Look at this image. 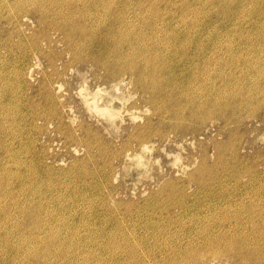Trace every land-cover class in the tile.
<instances>
[{
  "label": "rangeland",
  "instance_id": "1",
  "mask_svg": "<svg viewBox=\"0 0 264 264\" xmlns=\"http://www.w3.org/2000/svg\"><path fill=\"white\" fill-rule=\"evenodd\" d=\"M17 1L19 2V0H0V3L3 2L2 3L3 5L4 4L5 5H9V4L13 5V4H17L18 3ZM107 1L109 2L111 0H104L103 1V3L105 2V4H107V6L106 5L104 6L105 9H104V7H102L103 13H105V11H107L106 8L114 6V5H116L114 7H117L122 13L129 10V14H128V12H125L124 13L125 17H123V18L125 19L124 21L129 26L131 25L132 27H134V26L138 25L136 28V32H135V34L138 35V40L133 38L135 43H137V44H139L138 42L144 43L146 39L149 40L146 42H150L151 40L152 41L153 40H155V41L161 40L162 45H159V47L163 51H170L173 48H175L174 42H175L176 46H179V45L186 42V44L183 45L184 47L181 46L180 48H178V50L180 49L181 51H178V50L177 51L172 50L173 52L170 51L168 53V57L170 55H173V56H170V58L167 57V59H166V61L168 63L167 67L169 69L173 70L174 77L176 78V80L172 82L174 90H173V88L171 89V86H170L171 93L173 91V94L171 96H169L171 99L169 97H167L166 95H164V96L161 95L160 96L161 98H159V101L155 102L156 103L155 104L154 101H152L148 98V95H149L148 92H144L140 87H137L134 84H129L127 81L121 82L120 84H117L113 90H109L108 89L109 87H107L109 85L108 81L105 82V80L101 76L104 73L103 72L104 70L103 69L96 70L97 71V74H96V72H95L96 66H95L94 61H93V58L95 56L96 57L98 56V58H103L102 55H104L106 50H107L104 46L103 47L94 46L93 48H95V50L93 51V53H87V51L80 50L81 53L80 52L79 53L81 56L83 55L84 58L80 59V60H74L72 57V52L69 51L68 49H66L67 46H66V44H64L65 42L63 41L62 31H59V29H56L53 27H49L48 25H46L47 23H45V22H41L38 14L35 13V16L31 17L32 21L29 24H27V23L21 24L20 22H18V23H16V25H15V21L14 22H10V21L8 22L5 18H3V16H0V19H2V22H1L2 33L0 31V45H1V42H3L2 46H0V51H1L0 57H2V58H0V63H1L0 64V79H1L0 80V88H1L0 89V96H1V98H0V117L1 118L0 119L3 120L5 117L6 119H10V121H13V122H11L10 125H12L14 123L13 127L14 128L17 127L18 131H20V134L22 135L21 141L15 140V142H13V143H11L12 141L9 138L8 139V142H10L9 145L13 146L15 144L14 145L15 150H17L19 148L17 150V153L18 154L20 153L19 154L20 156L29 160L28 162H31V158H35L36 162L35 163L32 162V163L36 166L35 171H37V174L35 172V178H36L35 179L36 180L35 181V189H36L37 194H35V201L33 203L39 204V205L42 204L43 212L48 207L52 208V206H53V208H60L62 210L64 208L67 209V208L78 207V205H84L85 207H88L91 210V211L89 210V214L92 217L86 218L85 221H87L88 224H85V225L88 226V228H89V229L87 228L88 231H91L93 233V234L91 233V235H95V234H102L103 235V234H106L105 233L106 230H107V234H109V233L111 234L112 232H109L111 230L118 233L119 238L117 237V239H118V241L119 240L120 241L118 243L119 246H117V248L120 251L117 249L118 252L115 254L117 256H115L114 257L115 259H112L108 264H130V261H128V260L135 261L136 262L135 264H168L169 262H170V264H177L176 262L182 261L183 259L184 260L181 262L182 264H210V263L211 264H238V263L239 264H252V263L253 264H264V241H262V240H264V217H263L264 216V189H263L264 188V93H263L264 92V56H263L264 55V0H247V1L246 0H235V1L234 0H231V1L230 0H219V2H217L218 0H209V1L208 0H204V1L200 0L201 2L198 0H169V1L168 0H143V1L142 0H130V1L129 0H120V2H118L119 0H117V1L113 2L114 1L113 0L112 5H110V6H109V3H106ZM171 1L173 3L175 2L176 4L177 3L178 4L177 5L175 3L173 4ZM184 1H186V2H184ZM249 1L250 2L252 1V3H250ZM161 2H162V4H161ZM221 2H223V3H221ZM123 3H125L126 5H123ZM211 3H213V4H211ZM160 4H161V6H160ZM246 4L249 6H247ZM210 5L214 6V7H211ZM218 5H222V6L218 7ZM186 6H188L189 9ZM226 6H227V9H226ZM232 6H233V8H231ZM1 7L2 6H0V10H2ZM147 7H149V8H147ZM190 7L192 8V10ZM248 7H250V9ZM140 8H141V10H140ZM242 8L245 9V10H243V12L241 10ZM137 9H139V10H137ZM165 9H166V11H165ZM170 9H171V11H170ZM182 9H184V10H182ZM219 9H221L222 11H220ZM150 10H151V12H149ZM168 10H169V12H168ZM190 10H191V12H190ZM187 11H189V12H187ZM196 11L199 13V15L201 13L202 14L199 16ZM236 11H238V12H236ZM245 11L247 12V15H245L246 17L244 15H242V14H245ZM138 12L140 14H138ZM147 12H149V13H147ZM215 12L217 14H220V15H217ZM7 13H8V11L5 10L4 14H7ZM49 13H50V11H49ZM108 13H105V17ZM136 13H137V15H135ZM187 13H189V14L187 15ZM156 14H159V16ZM181 15H184V16L186 15L185 17L188 20L189 19L192 20L193 18L199 17V20H201L202 25L200 26L199 31L197 33L181 32V34H178L175 36L172 35L171 37H172L173 41L174 40L175 41L170 43L169 41H167V38L165 37L166 33H167L165 31V29H167V27L163 26V19H164V21L167 20L165 22H167L169 24L175 17L181 18L182 17ZM138 16H139V19H138ZM150 16H152V17H150ZM157 16H158V18H157ZM255 17H256V19H255ZM142 18H143V20H142ZM246 18H248V19H246ZM144 19H148V20H144ZM168 19H169V21H168ZM3 20H5V21H3ZM155 20L157 23L155 22ZM237 20H239V22H241V23H239ZM244 20L247 22H244ZM151 21H153V22H151ZM158 23H159V25H158ZM216 23H218V24H216ZM242 23H243V25H242ZM34 24L36 26H34ZM139 24H141V25H139ZM153 25H155L156 28L158 27L157 28L158 30L154 35H150L149 32H151V30H153V28H152ZM237 25H238L239 29H237ZM144 27L146 29H144ZM170 27H172V25L170 26V24H169L168 28H170ZM19 28H22L21 31L24 33L23 39L25 42L29 41V39H27V38H29L30 35L33 34V32H35V34H38V35H35V38L40 42V45H38L37 47L35 46V48L32 49L33 51L30 50L25 56H23L22 53H20L22 50H20L16 46H11L10 44L7 43L8 41L6 42L4 40V39H6V37H7L6 35H8V34H11V35L13 34L12 35L13 39L15 41H16V39L18 40L20 38V35L18 34ZM15 30H17V31H15ZM55 30L57 32H55ZM141 31L144 33H142ZM60 32H61V34H60ZM253 33H254V35H253ZM25 34H27V35H25ZM228 34L230 35V37ZM136 35H134V36H136ZM241 35L243 38H241ZM140 37L145 38V40L144 39L142 40ZM1 38H3V39H1ZM188 38L194 39V40L193 41L188 40V42H187ZM197 40H199V41H197ZM227 40L229 43L227 42ZM247 40H248V42H247ZM163 41H165V43H163ZM215 41H216V43H215ZM222 41H224L225 43ZM231 41H233V42H231ZM169 43H170V45H168ZM252 43H253V45H251ZM228 44L229 45L232 44L231 47L228 46ZM199 46H201V47H199ZM226 46H228V47H226ZM8 47H10V48H8ZM44 47L46 49H44ZM163 47L165 49L168 48V50L167 49L165 50ZM184 48L187 52L184 50ZM11 49L13 51H11ZM89 49H91V48H89ZM214 50L216 51V53ZM82 51H84V52H82ZM206 51H208V52L206 53ZM211 51H212V53H211ZM102 52H104V53H102ZM86 54H87V56H85ZM211 54H213V55H211ZM29 55H30V57H29ZM35 55H36V57H35ZM50 55H51L52 59L54 58L53 62L50 61V59H51ZM222 55H223V57H222ZM3 56H4V58H3ZM67 56H69V57H67ZM176 57H177V59H176ZM224 57H225V59H224ZM250 57L252 58V60ZM183 58H185V59H183ZM209 58H210V60H209ZM218 58H220V59H218ZM238 58H240V59H238ZM214 59H216V60H214ZM231 59H232V61H230ZM169 60H170V62H168ZM220 60H222V61H220ZM3 61H5V62H3ZM197 62H199V63H197ZM200 62H202V63H200ZM243 62H247V63H243ZM187 63H188V65H187ZM204 63H206V64H204ZM169 64H171V65H169ZM237 64H238V66H237ZM175 65H177V66H175ZM180 65H181V67H178ZM64 66H65V68H64ZM188 66H190V67H188ZM208 66H210V67H208ZM247 66H249L250 68ZM66 67H69V68H66ZM182 67H183V69H182ZM225 67H228V68H225ZM16 68H17V70H16ZM32 68L34 71L33 70L30 71V69H32ZM175 69H176V71H174ZM18 70H19V72H18ZM213 71L216 73H214ZM260 71H262V73ZM227 75H229V76H227ZM242 75H243V78H242ZM244 75H246L245 78H244ZM223 77L225 78L224 80H223ZM234 77H236V78H234ZM24 78L27 79V82ZM188 78H189V80H188ZM215 78H216V80H215ZM241 78L244 80H242ZM4 79H5V81H4ZM13 79H15V80H13ZM17 79H18V81H17ZM127 79H128V77H127ZM251 79L253 82L251 81ZM212 80H215V81H212ZM241 81L244 82V84ZM23 82H25V83H23ZM226 82H227V84H226ZM12 83H14V84H12ZM174 83H176V84L174 85ZM7 85L8 86L10 85V86L7 87ZM218 85L221 87H219ZM245 85H247L246 86L247 88L245 87ZM16 87H18V88H16ZM222 87H225L226 90H225V88L223 89ZM254 87H255V89H254ZM22 88H24L25 90ZM27 88H29L28 91H27ZM261 89L263 92L261 91ZM8 90H12V91H8ZM18 90L21 93L18 92ZM208 90H209V92H208ZM220 90H223V94H221L222 97L220 96V99H219L221 101H217V104H216V102H213V101H216V96H218L217 94H219V93H217V91L219 92ZM242 90H244V91H242ZM184 91H185V93H184ZM164 92L167 93V91H164ZM253 93H255L257 96L256 101L254 103H256L258 105V107L256 106L255 108H253L252 111L248 107H244L245 111L243 110L241 113L242 115L243 114L244 115L243 116L241 115V117H236V119L235 118L231 119V120H229L230 122L227 121L224 117L223 118L221 117V115H222L221 112H223L222 110L227 111L226 114H231V112H233L232 111V104H230L231 101L236 99L233 96L239 95V94L249 96V95H252ZM24 94H26V95H24ZM48 96H49V98H48ZM200 96H204V97L201 98ZM230 97H233V98H230ZM162 98H163V100H162ZM160 99H161V101H160ZM200 99H201V102H200ZM262 99H263V101H262ZM198 101H199V103H198ZM205 101H207V103ZM257 101H259V103ZM15 102H16V104H14ZM212 102L214 104H212ZM202 103H203V105L201 106ZM260 103L262 104V107H261ZM194 105H196V106H194ZM227 105H228V107H227ZM157 106L159 107V110H157L158 109ZM58 107H59V110H57ZM219 107L221 109H218ZM24 108L27 110H25ZM251 108H252V106H251ZM258 108H259V110H258ZM162 109H164V110H162ZM212 109H213V111H212ZM254 109H256V110L254 111ZM161 110H162V114L159 113V112H161ZM174 110L175 111L178 110L180 113L176 114V112ZM260 110H261V112H259ZM54 111H59L60 114L64 115V121H66L69 124L68 126H66L67 128H64V127L62 129L59 128L58 124L62 120L58 117L57 114H55ZM192 111H194L196 113L193 116H192ZM199 111H200V113H199ZM155 112H157V113H155ZM173 112H175L176 116H175V114L173 115ZM5 113H8L9 116L7 117V114H5ZM26 113L27 114L29 113L30 115L29 114L26 115ZM65 113L68 117L65 115ZM158 113L161 115H159ZM181 113H182V116H181ZM211 113H213V114H211ZM218 113L219 114L221 113V114L219 115ZM19 114H20V116H19ZM217 115H219V116H217ZM188 116H190L191 118ZM208 116L209 117L211 116V117L209 118ZM30 117H31V119H29ZM147 117L150 119V124L147 123V121H148ZM203 118H205L206 120ZM240 118H241V120H240ZM207 119H209V120H207ZM24 120L26 121V123H24ZM27 120H29V121H27ZM198 120H199V122H198ZM15 121H16V123H15ZM167 121L171 122V124L168 123ZM182 121L184 124L182 123V125H181ZM21 122H23V123H21ZM72 123H73V125H72ZM64 124H66V123L64 122ZM10 125L9 126L6 125L4 128L7 130L10 129V131H12ZM195 125H196V127H195ZM148 126H149V128H148ZM228 126H230V127H228ZM70 129H73V130H71L74 132L73 136H71L69 134ZM147 129L151 130V134L148 137V143H147L150 146L144 150H143V148L139 150V147H138L137 148L138 151H135V152H138L136 157H135V155H133V156L131 155V157L126 156L127 152L133 151V149L138 146L137 140H135L132 137L137 136L141 131L147 130ZM23 135H24V137H23ZM27 135H29V136H27ZM8 136H10V134ZM82 136H84L87 140H91L92 145L94 144V146H91V148H90L87 141L81 139ZM131 138H132V142H133V145L131 146L132 148L131 147L129 148L127 146L125 147L124 144H126V140L131 139ZM24 140H26V141H24ZM80 141H82L83 144H81ZM32 142H34L35 144ZM193 142H194V144H193ZM25 143H26V145H25ZM107 144L110 147H113L114 149L116 148L115 150H117V152H118V156L116 158L112 159V163H109L110 160H108L107 162L103 161L104 159L100 158V156L98 155V153H100V151H101V147L104 148ZM37 146H38V148H37ZM21 147L23 150L21 149ZM24 147H26L27 149L26 148L24 149ZM126 148H129V149H126ZM29 149H32V150H30L32 153L30 151H28ZM0 150H1L0 151L1 155H4L3 150L2 149H0ZM75 151H76V153H74ZM35 153H37V154H35ZM27 154H29V155H27ZM38 154H39V157L37 156ZM204 154H205V156H207L206 157V163L208 165L214 166V167L215 166L219 167V171H218L219 176L214 177V179H216V180L215 181L213 180L214 182H212L213 184L211 183L209 189H200L197 191L196 190L197 182L195 180H190L188 176L190 175L189 173L192 172V170H194L196 167H198L201 164L202 157ZM221 155H222V157H221ZM27 157H29L30 159ZM94 159H95V161H94ZM5 161L8 163L9 159L6 158ZM196 161H197V163H196ZM12 162H13V159H12ZM71 164H74V165H71ZM104 164L106 167L104 166ZM43 165L47 166V167H44ZM5 166H4V169H5ZM78 166H80V167H78ZM104 167H105V169H104ZM38 170H39V172H38ZM29 171H31V170L27 169V168H23L21 170L22 173L23 172L28 173ZM43 171H46V172H43ZM51 171H53V172H51ZM47 172L48 173L51 172V173L48 174ZM242 172H243V175L240 176L242 174ZM95 173H96V175H95ZM67 174H69V175H67ZM81 174H83V175H81ZM9 176H10V178H7L8 176L4 174L5 178L4 177L2 178V179H4V185H6V183L9 181L14 180L13 178L15 177V175L14 176L9 175ZM73 176L75 179L73 178ZM223 179H225V180H223ZM72 180H73V182H72ZM88 181H90V182L95 181L92 183L95 184L94 187H96V188H91L89 186H85L87 184L86 182H88ZM63 182H64V184H63ZM98 182H99V184H98ZM238 182H239V184H238ZM74 183L75 184L77 183V184L75 185ZM261 183H263V184H261ZM51 184H53V185L51 186ZM70 184H71V186H70ZM102 184H103V186H101ZM104 184H106V185H104ZM39 186H41V187H39ZM65 186H67V187H65ZM221 186L222 187L224 186V187L222 188ZM235 186H236V188H235ZM48 187H50V188H48ZM87 187H88V189H87ZM42 188L44 191L42 190ZM90 188L93 190H91ZM50 189L56 190L55 192L60 193L59 197H55V198H57V201L55 199H53V197H51V192H50L51 190ZM227 189H228V191H227ZM256 189L258 192L256 191ZM88 190H90V191H88ZM84 191L85 192L87 191V192L85 193ZM93 191H94V193H93ZM259 191H261V192H259ZM100 192H102V193H100ZM41 193L47 194V197L44 198ZM255 193H256V195H255ZM258 194H259V196H258ZM81 197H85L87 200H83ZM231 197H232V199L235 198L232 202L233 204L229 200V199H231ZM242 197H244V199ZM70 198L71 199L73 198V199L71 200ZM183 198H185V200ZM186 198H188V199H186ZM260 198H261V200H260ZM23 199H25V200H23ZM27 199L28 198H24V196H23L20 200H18V203L22 204V201H23V203L25 205V203H27ZM46 199L47 200L50 199L49 202ZM170 199H172V200H170ZM79 200H80L81 204H77V203H79ZM206 200H210V201L214 200V201H212L213 205L212 204L206 205V203H207ZM224 200H225V202H224ZM7 201H8V203H7ZM7 201H5L4 203H5V205L8 204L9 207L12 205L16 206V204H17V203L15 204V202H13L12 199H10V198H8ZM89 201L91 202L92 205L89 204L90 203ZM149 201H150V203H149ZM177 201L187 204V206H186L187 209L182 210L181 219H184V218L188 219V220H186L187 223H185L186 222L185 221V222H183V224H185V226L188 224L189 229H187V230H189L190 232L195 230L194 233L197 235L195 237H190V236H187V233H186V236L183 238L180 237V239H178L179 237H177V238L171 237L168 241H167V239L163 238V236L160 235L159 237H161V238L155 239L152 237V239H153L152 240L151 239L152 234L150 237L148 235V233H150L149 231H152V229L157 230L160 228H164L163 234H164V236H167V230H166L167 228L164 226V221H162L163 219H161L160 215L161 214L166 215V213H167L166 212L167 207H165V204L169 205L170 208L173 209V207H175L174 203H176ZM250 201H252V202H250ZM260 201H261L262 205L256 204V202H260ZM223 202H224V206H223ZM237 202H239V203H237ZM9 203H11V204H9ZM46 203H48V204H46ZM61 203H63V204H61ZM189 203H190V205L188 206ZM230 203L232 205H230ZM30 204H32V203H30ZM202 204L205 206H203ZM227 204H228V206H227ZM239 204H240V206H239ZM68 205H70V206H68ZM250 205H253V212L254 213H252L251 215L250 214L247 215V211L245 210V208L247 206H250ZM131 207H132V209H131ZM224 207H226V208L224 209ZM262 207H263V209H262ZM97 208H99V210ZM227 208H228V210H227ZM238 209H239V212H238ZM228 211L230 213H232V216H231L232 219L230 220L232 223L230 225V222L228 220H226V224H228V225H226V227H223V228H225V229L229 228L227 231H229V230L230 231L225 233V235H228V234L234 235L235 238L237 239L236 242L231 244V246H229V247L231 249L233 248L232 249V251H233V250H236L237 247H239V246H242L243 249H246V250L248 248H252L250 246H256L255 249H256V251H258L256 253V255L255 254H249L252 256L248 255L249 256L248 259H245V258H239L237 256H235V257L229 256L228 253L227 254L225 253L226 251H224L222 254H220V252L222 251L221 244L218 245L216 243V241L212 242L213 244L210 241H207L208 240L207 236L211 235V234L210 233H203V231H204L203 229L207 228V226H205V225L213 223L212 219L217 220L219 218L222 220V218L224 217L223 214H225ZM102 212H103V214H102ZM198 212L201 213L200 215H204V214L212 215V217L211 216L209 217L210 218L209 220H211V221L209 222V220L204 219L205 221L204 220H202L200 222L197 221V222H194V224H192L193 222L191 220L189 221V218H191L192 215H193V217L198 216V215H194V214H198ZM214 213L216 216L217 215L218 216L213 217ZM217 213H219V214H217ZM261 213H262V216H260ZM221 215H222V217H221ZM240 216H242L241 217L242 221L244 220L243 224L244 223L245 224L242 227L237 228L235 225V218L236 217L240 218ZM248 216L251 217L252 219L249 218ZM77 218H75V219L78 220ZM177 219H180V218L177 216ZM105 220H107V222H105ZM149 220H150L151 224L149 223ZM100 223H101V225H100ZM183 224L177 226L179 231H181L180 229H183L182 228ZM203 224H204V226H200ZM250 224H251V226H249ZM99 225H100V227H99ZM233 226H234V228H232ZM152 227H154V228H152ZM214 227L216 230L222 229V227L220 228V225H217ZM247 227H248V229H247ZM103 228H104V230H103ZM121 228H123V229L121 230ZM147 228H150V230H148ZM244 228H246V229H244ZM199 229H201L202 231L200 230V232H198ZM241 230H243V231H241ZM94 231H95V233H94ZM133 231H135V232H133ZM224 232H226V231H224ZM241 232H243V233L246 232V233L243 234ZM252 232L255 234L253 235ZM188 234H190V233L188 232ZM205 234H207V236ZM122 235H124V236H122ZM128 235H132V237L127 239ZM125 236H126V238H125ZM135 236H137V237H135ZM238 236H240V237H238ZM260 236H261V238H260ZM197 238H199V239H197ZM242 239L244 242L242 241ZM141 241H142V243H140ZM154 243H156V244H154ZM230 243L231 242H229L228 244H230ZM129 244H130V246L132 244V247H134L135 252L129 251L130 253H127L124 250V248H122V247H125L126 245L128 247ZM136 244H137V246H136ZM138 244H140V246ZM144 244H146V245H144ZM143 245H144V247H143ZM176 247H178V248H176ZM220 247H221V249L219 252ZM186 248L190 249V251L192 250L191 252H189L190 253L189 255L188 254L185 255V253H183L184 249H186ZM216 248H218V249L214 251L213 249H216ZM180 249H182V251ZM122 251H124V252H122ZM173 251H174V254H172ZM144 252H145V254H143ZM147 252H148V255H147ZM150 252H151V254H150ZM209 252H211V253H209ZM214 253H215V256H214ZM217 253H219L220 255H218ZM202 254L204 255L205 258L202 257L203 256ZM12 255H14V253ZM12 255H10L9 258H11ZM172 255H173V257H172ZM192 255H194L195 257ZM222 255H224L222 257L223 259L221 258ZM218 256H219V258H217ZM191 257H193L194 260ZM123 258H125V259H123ZM164 258H165V260H164ZM99 259H101V257H99L98 259H94L92 264H97L96 260H99ZM104 259L105 260L107 259L106 255L104 256ZM104 259L101 260L102 263L99 262L98 264H106V263H104L105 262ZM190 259H192V260H190ZM36 261H35V264H36Z\"/></svg>",
  "mask_w": 264,
  "mask_h": 264
},
{
  "label": "bare ground",
  "instance_id": "2",
  "mask_svg": "<svg viewBox=\"0 0 264 264\" xmlns=\"http://www.w3.org/2000/svg\"><path fill=\"white\" fill-rule=\"evenodd\" d=\"M104 0H19V2L17 4H13V5H3L1 2L0 6H2V10H0V16H3V18H5L8 22H14L15 21V25L16 23L20 22L21 24L23 23H27L29 24L32 19V16H35V13L39 15V19L41 22H45L47 23L46 25H48L49 27H53L56 29H59V31H62L63 33V41L65 42L64 44H66L67 48L69 51L72 52V57L74 60H80L83 59V55H80V50H84L87 51V53H93V51L95 50V48H93L94 46H98V47H105L107 50L105 52L103 56V58H98V56L93 58L94 64H95V72L97 74L96 70L99 69H103L104 73L101 75L103 77V79L105 80V82L108 81V89L109 90H113L114 87L117 84H120L121 82H125L127 81L129 84H134L137 87H140L144 92H148V98L152 101L158 102L159 98H161V95H166L167 97L171 96L173 94V91L171 93V89L173 88V84L172 82L176 80V78L174 77V72L173 70L169 69L167 67V57H168V53L172 50H178V48H180L181 46H183L185 43L176 46L175 45V40L173 41L172 39V35H178L181 34V32H191V33H197L199 31L200 26L202 25L201 20H199L198 18H193L192 20H188L184 15H181L182 17L177 18L175 17L169 24L170 26L172 25V27H169V24L163 19V26L167 27V29H165L166 33V38L167 41H169L170 43L174 42V46L175 48H173L170 51H163L159 45H162V41L161 40H151L150 42H146L149 41L148 39L145 40V38H141L142 40L144 39L145 42L144 43H140L139 44L135 43V41L133 40L136 39L138 40V35L135 34L136 32V28L137 26L132 27L131 25L129 26L124 20L123 17H125L124 13L128 12L129 14V10L128 11H123L124 13H122L117 7L111 6L106 8L107 11H105V13H108L105 17V13H103V8L105 5L107 6V4H105V2L103 3ZM112 1H107L106 3H109V6L112 5ZM117 0H114L113 2H115ZM130 1V0H129ZM143 1V0H142ZM169 1V0H168ZM200 1V0H198ZM204 1V0H203ZM209 1V0H208ZM231 1V0H230ZM235 1V0H234ZM247 1V0H246ZM16 2V1H15ZM14 2V3H15ZM120 2V0L118 1ZM133 2V1H132ZM172 2V1H171ZM177 2V1H176ZM186 2V1H184ZM197 2V1H196ZM201 2V1H200ZM219 2V0L217 1ZM229 2V1H228ZM250 2V1H249ZM254 2V1H253ZM262 2V1H261ZM7 3V2H6ZM127 3V2H126ZM151 3V2H150ZM173 3V2H172ZM175 3V2H174ZM173 3V4H174ZM223 3V2H221ZM237 3V2H236ZM235 3V4H236ZM252 3V1L250 2ZM121 4V3H120ZM119 4V5H120ZM152 4V3H151ZM162 4V2H161ZM160 4V6H161ZM176 4V3H175ZM178 4V3H177ZM176 4V5H177ZM181 4V3H180ZM197 4V3H196ZM213 4V3H211ZM261 4V3H260ZM123 5H126L125 3H123ZM130 5V4H129ZM132 5V4H131ZM144 5V4H143ZM171 5V4H170ZM201 5V4H200ZM244 5V4H243ZM247 5V4H246ZM251 5V4H250ZM128 6V5H127ZM155 6V5H154ZM159 6V7H160ZM166 6V5H165ZM182 6V5H181ZM195 6V5H194ZM197 6V5H196ZM211 6V5H210ZM222 6V5H218ZM231 6V5H230ZM234 6V5H233ZM233 6L231 8H233ZM245 6V5H244ZM249 6V5H247ZM130 7V6H129ZM135 7V6H134ZM157 7V6H156ZM158 7V8H159ZM188 8V6H186ZM193 7V6H192ZM202 7V6H201ZM204 7V6H203ZM214 7V6H211ZM217 7V6H216ZM235 7V6H234ZM138 8V7H137ZM149 8V7H147ZM164 8V7H163ZM177 8V7H176ZM183 8V7H182ZM191 8V7H190ZM250 9V7H248ZM8 11L7 14H4L5 10ZM105 9V7H104ZM126 9V8H125ZM144 9V8H143ZM146 9V8H145ZM189 9V8H188ZM199 9V8H198ZM218 9V8H217ZM225 9V8H224ZM227 9V6H226ZM230 9V8H229ZM247 9V8H246ZM4 10V11H3ZM134 10V9H133ZM139 10V9H137ZM141 10V8H140ZM154 10V9H153ZM184 10V9H182ZM192 10V8H191ZM190 10V12H191ZM206 10V9H205ZM208 10V9H207ZM220 11H222L221 9H219ZM242 12L243 10H245L244 8L241 9ZM50 11V13H49ZM131 11V10H130ZM155 11V10H154ZM166 11V9H165ZM171 11V9H170ZM195 11V10H194ZM193 11V12H194ZM234 11V10H233ZM3 12V13H2ZM143 12V11H142ZM151 12V10L149 11ZM147 12V13H149ZM169 12V10H168ZM173 12V11H172ZM178 12V11H177ZM183 12V11H182ZM189 12V11H187ZM197 12V11H196ZM238 12V11H236ZM249 12V11H248ZM262 12V11H261ZM144 13V12H143ZM160 13V12H159ZM176 13V12H175ZM174 13V14H175ZM184 13V12H183ZM195 13V12H194ZM198 13V12H197ZM216 13V12H215ZM138 14H140L138 12ZM165 14V13H164ZM189 13H187L188 15ZM191 14V13H190ZM202 14V13H201ZM200 14V15H201ZM217 14V13H216ZM229 14V13H228ZM227 14V15H228ZM134 15V14H133ZM137 15V13L135 14ZM159 16V14H156ZM197 15V14H196ZM199 15V13H198ZM199 15V16H200ZM220 15V14H217ZM236 15V14H235ZM242 15H247V12L245 11V14ZM5 16V17H4ZM37 16V15H36ZM146 16V15H145ZM157 16V18H158ZM239 16V15H238ZM137 17V16H136ZM152 17V16H150ZM234 17V16H233ZM242 17V16H241ZM246 17V16H245ZM111 18V19H110ZM148 18V17H147ZM155 18V17H154ZM189 18V17H188ZM205 18V17H204ZM225 18V17H224ZM129 19V18H128ZM139 19V16H138ZM241 19V18H240ZM248 19V18H246ZM256 19V17H255ZM258 19V18H257ZM127 20V19H126ZM132 20V19H131ZM143 20V18H142ZM141 20V21H142ZM144 20H148V19H144ZM218 20V19H217ZM216 20V21H217ZM242 20V19H241ZM5 21V20H3ZM128 21V20H127ZM134 21V20H133ZM132 21V22H133ZM136 21V20H135ZM138 21V20H137ZM169 21V19H168ZM208 21V20H207ZM211 21V20H210ZM239 22V20H237ZM2 19H0V31L2 33V25H1ZM129 22V21H128ZM147 22V21H146ZM153 22V21H151ZM156 22V20H155ZM161 22V21H160ZM214 22V21H213ZM219 22V21H218ZM226 22V21H225ZM243 22V21H242ZM244 22H247L244 20ZM40 23V22H39ZM135 23V22H134ZM157 23V22H156ZM223 23V22H222ZM241 23V22H239ZM8 24V23H7ZM130 24V23H129ZM138 24V23H137ZM146 24V23H145ZM162 24V23H161ZM211 24V23H210ZM218 24V23H216ZM245 24V23H244ZM42 25V24H41ZM135 25V24H134ZM141 25V24H139ZM159 25V23H158ZM222 25V24H221ZM243 25V23H242ZM18 26V25H17ZM16 26V27H17ZM34 26H36L34 24ZM146 26V25H145ZM149 26V25H148ZM155 25H153V30H151L150 35H154L157 32V28ZM216 26V25H215ZM230 26V25H229ZM14 27V26H13ZM25 27V26H24ZM140 27V26H139ZM142 27V26H141ZM214 27V26H213ZM221 27V26H220ZM228 27V26H227ZM31 28V27H30ZM44 28V27H43ZM161 28V27H160ZM216 28V27H215ZM37 29V28H36ZM49 29V28H48ZM144 29H146L144 27ZM230 29V28H229ZM234 29V28H233ZM237 29L238 25H237ZM260 29V28H259ZM22 28H19L18 30V34L20 35V38L16 41L13 39L11 34L6 35V39H4L8 44H10L11 46H16L18 47L20 50H22L20 53H22L23 56H25L30 50H32L33 48H35V46L37 47L38 45H40V42L35 38V32H33V34L30 35L29 41L25 42L23 39L24 33L21 31ZM150 30V29H149ZM220 30V29H219ZM224 30V29H223ZM227 30V29H226ZM17 31V30H15ZM44 31V30H43ZM58 31V32H59ZM140 31V30H139ZM160 31V30H159ZM206 31V30H205ZM242 31V30H241ZM32 32V31H31ZM55 32H57L55 30ZM142 32V31H141ZM163 32V33H164ZM211 32V31H210ZM244 32V31H243ZM27 33V32H26ZM144 33V32H142ZM162 33V34H163ZM213 33V32H212ZM230 33V32H229ZM238 33V32H237ZM61 34V32H60ZM138 34V33H137ZM146 34V33H145ZM159 34V33H158ZM161 34V33H160ZM241 34V33H240ZM249 34V33H248ZM251 34V33H250ZM27 35V34H25ZM136 35V36H134ZM141 35V34H140ZM139 35V36H140ZM191 35V34H190ZM193 35V34H192ZM207 35V34H206ZM205 35V36H206ZM219 35V34H218ZM229 35V34H228ZM235 35V34H234ZM254 35V33H253ZM134 36V37H133ZM183 36V35H182ZM232 36V35H231ZM250 36V35H249ZM257 36V35H256ZM144 37V36H143ZM146 37V36H145ZM148 37V36H147ZM152 37V36H151ZM156 37V36H155ZM154 37V38H155ZM189 37V36H188ZM230 37V35H229ZM235 37V36H234ZM254 37V36H253ZM258 37V36H257ZM25 38V37H24ZM163 38V37H162ZM241 38L242 35H241ZM3 39V38H1ZM45 39V38H44ZM156 39V38H155ZM158 39V38H157ZM200 39V38H199ZM230 39V38H229ZM248 39V38H247ZM40 40V39H39ZM178 40V39H177ZM188 40L193 41L194 39H187ZM196 40V39H195ZM225 40V39H224ZM231 40V39H230ZM235 40V39H234ZM249 40V39H248ZM247 40V42H248ZM252 40V39H251ZM3 41V40H2ZM140 41V40H139ZM199 41V40H197ZM207 41V40H206ZM203 42V41H202ZM210 42V41H209ZM224 42V41H222ZM228 42V40H227ZM233 42V41H231ZM239 42V41H238ZM258 42V41H257ZM1 42V45L2 46ZM42 43V42H41ZM161 43V44H160ZM163 43H165V41H163ZM170 43L168 45H170ZM216 43V41H215ZM225 43V42H224ZM229 43V42H228ZM236 43V42H235ZM60 44V43H59ZM192 44V43H191ZM197 44V43H196ZM210 44V43H209ZM219 44V43H218ZM249 44V43H248ZM232 45V44H231ZM231 45L228 44V46L231 47ZM253 45V43L251 44ZM7 46V45H6ZM166 46V45H165ZM164 46V47H165ZM191 46V45H190ZM217 46V45H216ZM215 46V47H216ZM221 46V45H220ZM219 46V47H220ZM226 46V47H228ZM236 46V45H235ZM163 47V48H164ZM184 47V46H183ZM182 47V48H183ZM201 47V46H199ZM240 47V46H239ZM10 48V47H8ZM91 48V49H89ZM186 48V47H185ZM184 48V50H185ZM195 48V47H194ZM205 48V47H204ZM203 48V49H204ZM212 48V47H211ZM214 48V47H213ZM241 48V47H240ZM37 49V48H36ZM35 49V50H36ZM44 49H46L44 47ZM62 49V48H61ZM165 49V48H164ZM168 50V48H166ZM165 49V50H166ZM197 49V48H196ZM263 49V48H262ZM67 50V51H68ZM104 50V49H103ZM183 50V51H184ZM206 50V49H205ZM227 50V49H226ZM11 51H13L11 49ZM18 51V50H17ZM33 51V50H32ZM82 51V52H84ZM178 51H181L180 49ZM186 51V50H185ZM194 51V50H193ZM215 51V50H214ZM213 51V52H214ZM221 51V50H220ZM230 51V50H229ZM232 51V50H231ZM1 52V51H0ZM5 52V51H4ZM3 52V53H4ZM80 52V53H79ZM97 52V51H96ZM100 52V51H99ZM102 52V53H104ZM173 52V51H172ZM187 52V51H186ZM189 52V51H188ZM208 51H206L207 53ZM218 52V51H217ZM228 52V51H227ZM261 52V51H260ZM2 53V54H3ZM179 53V52H178ZM193 53V52H192ZM201 53V52H200ZM212 53V51H211ZM216 53V51H215ZM236 53V52H235ZM7 54V53H6ZM12 54V53H11ZM50 54V53H49ZM181 54V53H180ZM13 55V54H12ZM11 55V56H12ZM20 55V54H19ZM187 55V54H186ZM213 55V54H211ZM257 55V54H256ZM65 56V55H64ZM70 56V55H69ZM67 56V57H69ZM87 56V54L85 55ZM173 56V55H170ZM170 56L168 58H170ZM176 56V55H175ZM191 56V55H190ZM197 56V55H196ZM203 56V55H202ZM207 56V55H206ZM209 56V55H208ZM241 56V55H240ZM250 56V55H249ZM264 56V55H263ZM8 57V56H7ZM30 57V55H29ZM36 57V55H35ZM188 57V56H187ZM195 57V56H194ZM199 57V56H198ZM210 57V56H209ZM215 57V56H214ZM221 57V56H220ZM223 57V55H222ZM2 58V57H0ZM4 58V56H3ZM51 58V59H50ZM50 61L53 62L54 58L52 59L51 55H50ZM172 58V57H171ZM196 58V57H195ZM212 58V57H211ZM241 58V57H240ZM238 58V59H240ZM251 58V57H250ZM16 59V58H15ZM19 59V58H18ZM87 59V58H86ZM177 59V57H176ZM185 59V58H183ZM191 59V58H190ZM197 59V58H196ZM208 59V58H207ZM217 59V58H216ZM214 59V60H216ZM220 59V58H218ZM225 59V57H224ZM233 59V58H232ZM232 59L230 61H232ZM244 59V58H243ZM242 59V60H243ZM248 59V58H247ZM23 60V59H22ZM202 60V59H201ZM210 60V58H209ZM252 60V58H251ZM28 61V60H27ZM34 61V60H33ZM193 61V60H192ZM199 61V60H198ZM205 61V60H204ZM218 61V60H217ZM222 61V60H220ZM226 61V60H225ZM234 61V60H233ZM238 61V60H237ZM240 61V60H239ZM246 61V60H245ZM258 61V60H257ZM5 62V61H3ZM15 62V61H14ZM76 62V61H75ZM78 62V61H77ZM81 62V61H80ZM170 62V60L168 61ZM174 62V61H173ZM190 62V61H189ZM16 63V62H15ZM33 63V62H32ZM193 63V62H192ZM199 63V62H197ZM202 63V62H200ZM210 63V62H209ZM215 63V62H214ZM217 63V62H216ZM231 63V62H230ZM229 63V64H230ZM233 63V62H232ZM243 63H247V62H243ZM249 63V62H248ZM1 64V63H0ZM17 64V63H16ZM85 64V63H84ZM195 64V63H194ZM206 64V63H204ZM227 64V63H226ZM255 64V63H254ZM260 64V63H259ZM7 65V64H6ZM10 65V64H9ZM15 65V64H14ZM32 65V64H31ZM30 65V66H31ZM171 65V64H169ZM188 65V63H187ZM186 65V66H187ZM200 65V64H199ZM209 65V64H208ZM236 65V64H235ZM234 65V66H235ZM252 65V64H251ZM4 66V65H3ZM21 66V65H20ZM60 66V65H59ZM177 66V65H175ZM207 66V65H206ZM238 66V64H237ZM255 66V65H254ZM257 66V65H256ZM261 66V65H260ZM5 67V66H4ZM3 67V68H4ZM17 67V66H16ZM87 67V66H86ZM170 67V66H169ZM178 67H181L178 66ZM190 67V66H188ZM196 67V66H195ZM199 67V66H198ZM210 67V66H208ZM215 67V66H214ZM245 67V66H244ZM249 67V66H247ZM65 68V66H64ZM69 68V67H66ZM186 68V67H185ZM184 68V69H185ZM228 68V67H225ZM238 68V67H237ZM246 68V67H245ZM250 68V67H249ZM261 68V67H260ZM263 68V67H262ZM20 69V68H19ZM35 69V68H34ZM57 69V68H56ZM62 69V68H61ZM72 69V68H71ZM183 69V67H182ZM191 69V68H190ZM253 69V68H252ZM3 70V69H2ZM17 70V68H16ZM33 70L30 69V71ZM64 70V69H63ZM211 70V69H210ZM27 71V70H26ZM34 71V70H33ZM32 71V72H33ZM66 71V70H65ZM72 71V70H71ZM176 71V69L174 70ZM184 71V70H183ZM196 71V70H195ZM209 71V70H208ZM212 71V70H211ZM225 71V70H224ZM229 71V70H228ZM19 72V70H18ZM204 72V71H203ZM214 72V71H213ZM244 72V71H243ZM262 73V71H260ZM259 72V73H260ZM6 73V72H5ZM10 73V72H9ZM21 73V72H20ZM209 73V72H208ZM216 73V72H214ZM224 73V72H223ZM229 73V72H228ZM232 73V72H231ZM245 73V72H244ZM254 73V72H253ZM23 74V73H22ZM35 74V73H34ZM176 74V73H175ZM196 74V73H195ZM201 74V73H200ZM218 74V73H217ZM226 74V73H225ZM230 74V73H229ZM247 74V73H246ZM252 74V73H251ZM257 74V73H256ZM4 75V74H3ZM14 75V74H13ZM19 75V74H18ZM25 75V74H24ZM33 75V74H32ZM179 75V74H178ZM204 75V74H203ZM219 75V74H218ZM234 75V74H233ZM253 75V74H252ZM255 75V74H254ZM263 75V74H262ZM261 75V76H262ZM77 76V75H76ZM195 76V75H194ZM198 76V75H197ZM207 76V75H206ZM229 76V75H227ZM238 76V75H237ZM246 75H244L245 78ZM75 77V76H74ZM128 77V79H127ZM183 77V76H182ZM210 77V76H209ZM263 77V76H262ZM3 78V77H2ZM180 78V77H179ZM191 78V77H190ZM208 78V77H207ZM236 78V77H234ZM243 78V75H242ZM241 78V79H242ZM260 78V77H259ZM258 78V79H259ZM20 79V78H19ZM25 79V78H24ZM225 78L223 77V80ZM239 79V78H238ZM247 79V78H246ZM254 79V78H253ZM1 80V79H0ZM3 80V79H2ZM9 80V79H8ZM15 80V79H13ZM27 82V79H25ZM48 80V79H47ZM57 80V79H56ZM189 80V78H188ZM194 80V79H193ZM198 80V79H197ZM206 80V79H205ZM208 80V79H207ZM216 80V78H215ZM212 80V81H215ZM222 80V81H223ZM244 80V79H242ZM249 80V79H248ZM5 81V79H4ZM7 81V80H6ZM11 81V80H10ZM18 81V79H17ZM16 81V82H17ZM61 81V80H60ZM196 81V80H195ZM211 81V80H210ZM235 81V80H234ZM237 81V80H236ZM252 81V79H251ZM255 81V80H254ZM12 82V81H11ZM66 82V81H65ZM192 82V81H191ZM206 82V81H205ZM242 82V81H241ZM253 82V81H252ZM25 83V82H23ZM22 83V84H23ZM61 83V82H60ZM178 83V82H177ZM186 83V82H185ZM230 83V82H229ZM228 83V84H229ZM235 83V82H234ZM244 84V82H242ZM250 83V82H249ZM259 83V82H258ZM7 84V83H6ZM10 84V83H9ZM14 84V83H12ZM51 84V83H50ZM53 84V83H52ZM176 83H174L175 85ZM208 84V83H207ZM210 84V83H209ZM227 84V82H226ZM246 84V83H245ZM257 84V83H256ZM255 84V85H256ZM20 85V84H19ZM54 85V84H53ZM188 85V84H187ZM204 85V84H203ZM231 85V84H230ZM233 85V84H232ZM235 85V84H234ZM248 85V84H247ZM245 85V87L247 86ZM251 85V84H250ZM10 86V85H9ZM7 85V87H9ZM16 86V85H15ZM14 86V87H15ZM21 86V85H20ZM171 86V89H170ZM207 86V85H206ZM219 86V85H218ZM217 86V87H218ZM237 86V85H236ZM249 86V85H248ZM12 87V86H11ZM183 87V86H182ZM197 87V86H196ZM209 87V86H208ZM216 87V88H217ZM221 87V86H219ZM229 87V86H228ZM238 87V86H237ZM244 87V88H245ZM18 88V87H16ZM56 88V87H55ZM180 88V87H179ZM178 88V89H179ZM199 88V87H198ZM205 88V87H204ZM215 88V89H216ZM223 89L225 87H222ZM221 88V89H222ZM243 88V89H244ZM247 88V87H246ZM261 88V87H260ZM1 89V88H0ZM6 89V88H5ZM24 89V88H22ZM29 88H27L28 91ZM185 89V88H184ZM207 89V88H206ZM218 89V88H217ZM228 89V88H227ZM255 89V87H254ZM7 90V89H6ZM21 90V89H20ZM25 90V89H24ZM174 90V88H173ZM176 90V89H175ZM181 90V89H180ZM194 90V89H193ZM226 90V88H225ZM234 90V89H233ZM8 91H12V90H8ZM14 91V90H13ZM23 91V90H22ZM51 91V90H50ZM57 91V90H56ZM164 91H167L164 92ZM179 91V90H178ZM197 91V90H196ZM238 91V90H237ZM244 91V90H242ZM251 91V90H250ZM262 91V89H261ZM15 92V91H14ZM18 92H20L18 90ZM43 92V91H42ZM61 92V91H60ZM189 92V91H188ZM209 92V90H208ZM230 92V91H229ZM240 92V91H239ZM253 92V91H252ZM251 92V93H252ZM263 92V91H262ZM13 93V92H12ZM11 93V94H12ZM21 93V92H20ZM33 93V92H32ZM185 93V91H184ZM203 93V92H202ZM215 93V92H214ZM218 96H216V102L217 101H221L220 96L221 94H223V90H220L219 92L217 91ZM238 93V92H237ZM236 93V94H237ZM264 93V92H263ZM262 93V94H263ZM10 94V93H9ZM8 94V95H9ZM15 94V93H14ZM183 94V93H182ZM187 94V93H186ZM210 94V93H209ZM250 94V93H249ZM259 94V93H258ZM261 94V95H262ZM26 95V94H24ZM55 95V94H54ZM195 95V94H194ZM193 95V96H194ZM199 95V94H198ZM215 95V94H214ZM233 95V94H232ZM235 95V94H234ZM5 96V95H4ZM21 96V95H20ZM51 96V95H50ZM162 96V97H163ZM229 96V95H228ZM16 97V96H15ZM22 97V96H21ZM201 98L204 96H200ZM222 97V96H221ZM227 97V96H226ZM225 97V98H226ZM236 99L231 101L230 104H232V111L231 114H226L227 111L222 110L223 112L221 117L225 118L227 121L231 120V119H236V117H241V113L244 109V107H248L251 111L253 110V108H255L256 106L258 107V105L256 103H254L256 101V94L253 93L252 95H243V94H239V95H235L233 96ZM230 97V98H233ZM1 98V96H0ZM9 98V97H8ZM13 98V97H12ZM49 98V96H48ZM170 98V97H169ZM177 98V97H176ZM206 98V97H205ZM259 98V97H258ZM7 99V98H6ZM10 99V98H9ZM16 99V98H15ZM31 99V98H30ZM171 99V98H170ZM187 99V98H186ZM211 99V98H210ZM2 100V99H1ZM27 100V99H26ZM163 100V98H162ZM166 100V99H165ZM179 100V99H178ZM190 100V99H189ZM208 100V99H207ZM223 100V99H222ZM226 100V99H225ZM10 101V100H9ZM55 101V100H54ZM149 101V100H148ZM161 101V99H160ZM175 101V100H174ZM187 101V100H186ZM203 101V100H202ZM212 101V100H211ZM263 101V99H262ZM19 102V101H18ZM17 102V103H18ZM26 102V101H25ZM29 102V101H28ZM42 102V101H41ZM165 102V101H164ZM169 102V101H168ZM172 102V101H171ZM201 102V99H200ZM207 103V101H205ZM210 102V101H209ZM212 102V104H214ZM259 103V101H257ZM13 103V102H12ZM166 103V102H165ZM194 103V102H193ZM199 103V101H198ZM16 104V102L14 103ZM21 104V103H20ZM27 104V103H26ZM33 104V103H32ZM156 104V103H155ZM221 104V103H220ZM261 104V103H260ZM259 104V105H260ZM154 105V104H153ZM170 105V104H169ZM193 105V104H192ZM203 105V103L201 104V106ZM18 106V105H17ZM46 106V105H45ZM196 106V105H194ZM193 106V107H194ZM214 106V105H213ZM252 106V108H251ZM23 107V106H22ZM151 107V106H150ZM166 107V106H165ZM169 107V106H168ZM188 107V106H187ZM218 107V106H217ZM228 107V105H227ZM260 107V106H259ZM262 107V104H261ZM31 108V107H30ZM29 108V109H30ZM56 108V107H55ZM148 108V107H147ZM158 108V109H157ZM157 110H159V107L157 106ZM164 108V107H163ZM182 108V107H181ZM199 108V107H198ZM25 109V108H24ZM155 109V110H156ZM161 109V108H160ZM166 109V108H165ZM187 109V108H186ZM200 109V108H199ZM202 109V108H201ZM215 109V108H214ZM218 109H221L220 107ZM225 109V108H224ZM257 109V108H256ZM254 109V111L256 110ZM2 110V109H1ZM27 110V109H25ZM48 110V109H47ZM59 110V107L58 109ZM164 110V109H162ZM162 110L161 113L162 114ZM227 110V109H226ZM259 110V108H258ZM65 111V110H64ZM175 111V110H174ZM182 111V110H181ZM213 111V109H212ZM211 111V112H212ZM247 111V110H246ZM23 112V111H22ZM25 112V111H24ZM47 112V111H46ZM55 114L58 115V117L62 120L58 126L60 129L67 128L66 126H68L69 124L64 121V115L60 114L59 111H54ZM176 114L180 113L178 110L175 111ZM175 112H173V115L175 114ZM183 112V111H182ZM209 112V111H208ZM216 112V111H215ZM261 112V110L259 111ZM44 113V112H43ZM50 113V112H49ZM157 113V112H155ZM158 113V114H159ZM184 113V112H183ZM198 113V112H197ZM200 113V111H199ZM217 113V112H216ZM220 113V114H221ZM7 117L9 116L8 113ZM29 114V113H28ZM26 113V115H28ZM52 114V113H51ZM159 114V115H161ZM164 114V113H163ZM175 114V116H176ZM185 114V113H184ZM196 113L194 111H192V116L195 115ZM207 114V113H206ZM213 114V113H211ZM219 114V113H218ZM219 114V115H220ZM246 114V113H245ZM250 114V113H249ZM3 115V114H2ZM12 115V114H11ZM30 115V114H29ZM66 115V113H65ZM169 115V114H168ZM210 115V114H209ZM217 115V116H219ZM244 115V114H243ZM242 115V116H243ZM15 116V115H14ZM20 116V114H19ZM67 116V115H66ZM165 116V115H164ZM172 116V115H171ZM182 116V113H181ZM216 116V115H215ZM253 116V115H252ZM24 117V116H23ZM68 117V116H67ZM170 117V116H169ZM190 117V116H188ZM209 117V116H208ZM211 117V116H210ZM209 117V118H210ZM1 118V117H0ZM15 118V117H14ZM27 118V117H26ZM167 118V117H166ZM176 118V117H175ZM181 118V117H180ZM191 118V117H190ZM189 118V119H190ZM195 118V117H194ZM31 119V117L29 118ZM55 119V118H54ZM164 119V118H163ZM169 119V118H168ZM182 119V118H181ZM186 119V118H185ZM188 119V120H189ZM196 119V118H195ZM205 119V118H203ZM249 119V118H248ZM255 119V118H254ZM259 119V118H258ZM17 120V119H16ZM147 123L150 124V119L147 117ZM171 120V119H170ZM180 120V119H179ZM187 120V119H186ZM201 120V119H200ZM206 120V119H205ZM209 120V119H207ZM241 120V118H240ZM243 120V119H242ZM250 120V119H249ZM20 121V120H19ZM29 121V120H27ZM68 121V120H67ZM169 121V120H168ZM167 121V122H168ZM172 121V120H171ZM178 121V120H177ZM181 121V120H180ZM185 121V120H184ZM192 121V120H191ZM190 121V122H191ZM11 122L10 119H6L4 117L3 120L0 119V149L3 150L4 155H1L0 152V264H92L94 259H98L99 257H101V259L96 260L97 264L100 262L102 263L101 260L104 259V256L106 255L107 259H104V263L108 264L112 259H115L114 257L117 256L115 255L118 251H117V246L119 241L117 239L118 237V233H116L115 231L111 230L109 232H112L111 234H107V230H106V234H95V235H91V231H88V226H86L85 224H88L86 220L87 217L91 218L92 216H90L89 214V208L85 207L84 205H78V207H73V208H67V209H60V208H47L46 210H44L43 212V208H42V204H35L33 203L35 201V194H37L36 189H35V172L37 174V171H35V165L33 163H35V158H31V162H28L29 160H27L26 158H23L22 156H20L17 153V150H15L14 145L11 146L9 145L10 142H8V139H11V143L15 142V140L21 141V137L22 135L20 134V131H18V128H14L13 125H10ZM64 122L66 124H64ZM173 122V121H172ZM176 122V121H175ZM186 122V121H185ZM199 122V120H198ZM204 122V121H203ZM212 122V121H211ZM230 122V121H229ZM237 122V121H236ZM16 123V121H15ZM23 123V122H21ZM24 123H26V121L24 120ZM171 124V122H168ZM183 121L181 122L182 125ZM187 123V122H186ZM192 123V122H191ZM217 123V122H216ZM19 124V123H18ZM147 124V125H148ZM184 124V123H183ZM213 124V123H212ZM241 124V123H240ZM6 125H10L11 126V130H7L4 127ZM24 125V124H23ZM27 125V124H26ZM29 125V124H28ZM73 125V123H72ZM214 126V125H213ZM219 126V125H218ZM28 127V126H27ZM26 127V128H27ZM196 127V125H195ZM216 127V126H215ZM230 127V126H228ZM149 128V126H148ZM226 128V127H225ZM20 129V128H19ZM22 130V129H21ZM73 129L69 130V134L71 136H73L74 132L71 131ZM84 130V129H83ZM26 132V131H25ZM83 132V131H82ZM171 132V131H170ZM77 133V132H76ZM10 134V136H8ZM78 134V133H77ZM151 134V130L147 129V130H143L141 131L137 136L132 137L135 140H137L138 142V146L136 148L133 149V151L131 152H127L126 156L131 157V155H135V157L137 156L138 151L137 148L139 147V150L143 148L146 149L148 148L150 145L147 144L148 143V137ZM170 134V133H169ZM25 135V134H24ZM23 135V137H24ZM156 135V134H155ZM164 135V134H163ZM29 136V135H27ZM166 136V135H165ZM26 138V137H25ZM132 138L126 140V144L125 147H131L133 145L132 142ZM245 138V137H244ZM24 139V138H23ZM80 139V138H79ZM81 139L87 141V143L89 144L90 148L91 146H94V144L92 145L91 140H87L84 136L81 137ZM27 140V139H26ZM24 140V141H26ZM29 140V139H28ZM195 140V139H194ZM36 141V140H35ZM81 144L82 141H80ZM135 142V141H134ZM136 142V143H137ZM18 143V142H17ZM27 143V142H26ZM25 143V145H26ZM29 143V142H28ZM34 143V142H32ZM21 144V143H20ZM19 144V145H20ZM35 144V143H34ZM194 144V142H193ZM236 144V143H235ZM96 145V144H95ZM82 146V145H81ZM27 147V146H26ZM24 147V149L26 148ZM30 147V146H29ZM35 147V146H34ZM41 147V146H40ZM39 147V148H40ZM36 148V147H35ZM38 148V146H37ZM119 148V147H118ZM126 148V149H129ZM132 148V147H131ZM22 149V147H21ZM20 149V150H21ZM27 149V148H26ZM116 149V148H115ZM113 147H110L108 144L102 148L101 147V151L100 153H98V155L100 156V158L104 159L103 161L107 162L108 160L109 163H112V159L116 158L118 156V152L117 150H115ZM19 150V151H20ZM23 150V149H22ZM32 149H29L28 151H30ZM184 150V149H183ZM1 151V150H0ZM39 151V150H38ZM243 151V150H242ZM31 152V151H30ZM29 152V153H30ZM37 152V151H36ZM121 152V151H120ZM32 153V152H31ZM76 153V151L74 152ZM37 154V153H35ZM41 154V153H40ZM29 155V154H27ZM95 155V154H94ZM25 156V155H24ZM31 156V155H30ZM39 157V154L37 155ZM94 157V156H93ZM124 157V156H123ZM206 157L205 154L202 157V162L201 164L196 167L194 170H192V172H190L189 174V179L190 180H195L197 182V188L196 190H200V189H209L210 185L212 182H214L216 179H214V177L219 176L218 171H219V167L218 166H210L206 163ZM222 157V155H221ZM238 157V156H237ZM8 158L9 162L7 163L5 161V159ZM29 158V157H27ZM259 158V157H258ZM13 159V162H12ZM30 159V158H29ZM37 159V158H36ZM85 159V158H84ZM73 160V159H72ZM91 161V160H90ZM89 161V162H90ZM95 161V159H94ZM33 162V163H32ZM40 162V161H39ZM45 162V161H44ZM43 162V163H44ZM52 162V161H51ZM68 163V162H67ZM93 163V162H92ZM197 163V161H196ZM247 164V163H246ZM6 165V166H5ZM74 165V164H71ZM5 166V169H4ZM44 166V165H43ZM94 166V165H93ZM97 166V165H96ZM105 166V164H104ZM224 166V165H223ZM47 167V166H44ZM52 167V166H51ZM66 167V166H65ZM72 167V166H71ZM80 167V166H78ZM77 167V168H78ZM99 167V166H98ZM106 167V166H105ZM104 167V169H105ZM195 167V166H194ZM226 167V166H225ZM23 168H27L30 169L31 171H29L28 173L25 172H21V170ZM83 168V167H82ZM91 168V167H90ZM37 169V168H36ZM41 169V168H40ZM39 169V170H40ZM49 169V168H48ZM58 169V168H57ZM65 169V168H64ZM73 169V168H72ZM75 169V168H74ZM86 169V168H85ZM93 169V168H92ZM96 169V168H95ZM103 169V170H104ZM230 169V168H229ZM246 169V168H245ZM38 170V172H39ZM80 170V169H79ZM99 170V169H98ZM96 171V170H95ZM46 172V171H43ZM53 172V171H51ZM49 172V173H51ZM68 172V171H67ZM48 173V172H47ZM48 173V174H49ZM73 173V172H72ZM97 173V172H96ZM95 173V175H96ZM103 173V172H102ZM186 173V172H185ZM184 173V174H185ZM226 173V172H225ZM248 173V172H247ZM255 173V172H254ZM4 174L7 175V178H10L9 175H12L15 177L13 178V181H9L6 183V185H4V179H2L4 177ZM9 174V175H8ZM47 174V175H48ZM94 174V173H93ZM92 174V175H93ZM108 174V173H107ZM240 174V173H239ZM69 175V174H67ZM71 175V174H70ZM83 175V174H81ZM80 175V176H81ZM115 175V174H114ZM223 175V174H222ZM225 175V174H224ZM236 175V174H235ZM243 175V172L240 176ZM186 176V175H185ZM229 176V175H228ZM227 176V177H228ZM256 176V175H255ZM37 177V176H36ZM65 177V176H64ZM99 177V176H98ZM105 177V176H104ZM226 177V178H227ZM5 178V177H4ZM45 178V177H44ZM74 178V176H73ZM83 178V177H82ZM95 178V177H94ZM111 178V177H110ZM241 178V177H240ZM61 179V178H60ZM59 179V180H60ZM65 179V178H64ZM75 179V178H74ZM252 179V178H251ZM45 180V179H44ZM50 180V179H49ZM70 180V179H69ZM100 180V179H99ZM214 180V181H213ZM225 180V179H223ZM253 180V179H252ZM52 181V180H51ZM62 181V180H61ZM67 181V180H66ZM78 181V180H77ZM96 181V180H95ZM92 181V182H95ZM65 182V181H64ZM63 182V184H64ZM71 182V181H70ZM73 182V180H72ZM80 182V181H79ZM78 182V183H79ZM90 181L86 182L85 186H89L91 188H96L94 187V183H92ZM210 182V183H209ZM223 182V181H222ZM248 182V181H247ZM43 183V182H42ZM51 183V182H50ZM191 183V182H190ZM256 183V182H255ZM37 184V183H36ZM44 184V183H43ZM72 184V183H71ZM70 184V186H71ZM75 184V183H74ZM77 184V183H76ZM75 184V185H76ZM99 184V182H98ZM189 184V183H188ZM213 184V183H212ZM227 184V183H226ZM239 184V182H238ZM237 184V185H238ZM242 184V183H241ZM263 184V183H261ZM53 184H51L52 186ZM106 185V184H104ZM187 185V184H186ZM190 185V184H189ZM48 186V185H47ZM46 186V187H47ZM50 186V185H49ZM55 186V185H54ZM53 186V187H54ZM69 186V187H70ZM74 186V185H73ZM103 186V184L101 185ZM239 186V185H238ZM254 186V185H253ZM260 186V185H259ZM263 186V185H262ZM38 187V186H37ZM41 187V186H39ZM45 187V188H46ZM67 187V186H65ZM222 187V186H221ZM224 187V186H223ZM222 187V188H223ZM246 187V186H245ZM50 188V187H48ZM73 188V187H72ZM90 188V189H91ZM236 188V186H235ZM250 188V187H249ZM248 188V189H249ZM257 188V187H256ZM259 188V187H258ZM53 189V188H52ZM75 189V188H74ZM88 189V187H87ZM102 189V188H101ZM219 189V188H218ZM255 189V188H254ZM261 189V188H260ZM264 189V188H263ZM43 190V188H42ZM51 190V189H50ZM64 190V189H63ZM84 190V189H83ZM93 190V189H91ZM44 191V190H43ZM56 190H51V197H53V199H55L57 201V198L55 197H59L60 193L55 192ZM67 191V190H66ZM69 191V190H68ZM81 191V190H80ZM90 191V190H88ZM204 191V190H203ZM220 191V190H219ZM228 191V189H227ZM226 191V192H227ZM249 191V190H248ZM257 191V189H256ZM64 192V191H63ZM62 192V193H63ZM85 192V191H84ZM87 192V191H86ZM85 192V193H86ZM108 192V191H107ZM208 192V191H207ZM215 192V191H214ZM231 192V191H230ZM233 192V191H232ZM258 192V191H257ZM256 192V193H257ZM261 192V191H259ZM77 193V192H76ZM94 193V191H93ZM102 193V192H100ZM105 193V192H104ZM103 193V194H104ZM191 193V192H190ZM198 193V192H197ZM242 193V192H241ZM255 193V195H256ZM42 196L44 198L47 197V194H43L41 193ZM65 194V193H64ZM69 194V193H68ZM97 194V193H96ZM102 194V195H103ZM109 194V193H108ZM206 194V193H205ZM226 194V193H225ZM235 194V193H234ZM252 194V193H251ZM254 194V193H253ZM62 195V194H61ZM66 195V194H65ZM86 195V194H85ZM95 195V194H94ZM183 195V194H182ZM208 195V194H207ZM213 195V194H212ZM218 195V194H217ZM263 195V194H262ZM261 195V196H262ZM24 196V198H28L27 199V203H23L19 204L18 200H20L22 197ZM87 196V195H86ZM117 196V195H116ZM240 196V195H239ZM250 196V195H249ZM254 196V195H253ZM259 196V194H258ZM257 196V197H258ZM66 197V196H65ZM72 197V196H71ZM202 197V196H201ZM230 197V196H229ZM228 197V198H229ZM248 197V196H247ZM255 197V196H254ZM10 198L12 199L13 202H15L16 206H8L5 205V201H7V199ZM63 198V197H62ZM83 200H87L85 197H81ZM94 198V197H93ZM98 198V197H97ZM239 198V197H238ZM244 199V197H242ZM256 198V197H255ZM41 199V198H40ZM61 199V198H60ZM71 199V198H70ZM73 199V198H72ZM71 199V200H72ZM92 199V198H91ZM102 199V198H101ZM185 200V198H183ZM188 199V198H186ZM235 198L229 199L230 202L232 203L233 200ZM251 199V198H250ZM25 200V199H23ZM47 200V199H46ZM50 200V199H49ZM49 200H47L49 202ZM67 200V199H66ZM172 200V199H170ZM261 200V198H260ZM60 201V200H59ZM64 201V200H63ZM68 201V200H67ZM78 201V200H77ZM114 201V200H113ZM153 201V200H152ZM207 204H212V201L210 200H206ZM219 201V200H218ZM223 201V200H222ZM243 201V200H242ZM258 201V200H257ZM62 202V201H61ZM85 202V201H84ZM90 202V201H89ZM88 202V203H89ZM167 202V201H166ZM169 202V201H168ZM185 202V201H184ZM225 202V200H224ZM224 202H223V206H224ZM236 202V201H235ZM252 202V201H250ZM263 202V201H262ZM8 203V201H7ZM32 203V204H30ZM98 203V202H97ZM117 203V202H116ZM150 203V201H149ZM230 203V205H232ZM239 203V202H237ZM245 203V202H244ZM255 203V202H254ZM11 204V203H9ZM48 204V203H46ZM63 204V203H61ZM71 204V203H70ZM77 204H81L80 200L79 203ZM91 204V202L89 203ZM243 204V203H242ZM249 204V203H248ZM256 204H260L262 205L261 201L260 202H256ZM92 205V204H91ZM154 205V204H153ZM190 205V203L188 204V206ZM203 205V204H202ZM213 205V204H212ZM218 205V204H217ZM65 206V205H64ZM67 206V205H66ZM70 206V205H68ZM133 206V205H132ZM140 206V205H139ZM173 209L170 208L169 205L165 204V207H167L166 210V215L161 214V219H163L162 221H164V226L167 228V236H164L163 234V230L164 228H160L157 230H153L152 227V231H149L150 233H148L149 237L151 236L153 238H161L159 237L160 235L163 236V238L167 239V241L173 237V238H177L178 239L183 238L186 236H190V237H195L197 234H195V230L190 232L188 227V224L185 226V224H183V222H185L188 219H181V213L182 210H186L187 209V204L182 203V202H176L174 203ZM205 206V205H203ZM202 206V207H203ZM211 206V205H210ZM228 206V204H227ZM226 206V207H227ZM240 206V204H239ZM9 207V208H8ZM51 207V206H50ZM113 207V206H112ZM118 207V206H117ZM198 207V206H197ZM208 207V206H207ZM224 207V209L226 208ZM244 207V206H243ZM111 208V207H110ZM115 208V207H114ZM146 208V207H145ZM184 208V209H183ZM211 208V207H210ZM229 208V207H228ZM227 208V210H228ZM231 208V207H230ZM236 208V207H235ZM234 208V209H235ZM241 208V207H240ZM94 209V208H93ZM99 210V208H97ZM113 209V208H112ZM121 209V208H120ZM132 209V207H131ZM150 209V208H149ZM195 209V208H194ZM204 209V208H203ZM206 209V208H205ZM220 209V208H219ZM223 209V208H222ZM223 209V210H224ZM232 209V208H231ZM233 209V210H234ZM260 209V208H259ZM263 209V207H262ZM97 210V211H98ZM110 210V209H109ZM181 210V211H180ZM190 210V209H189ZM198 210V209H197ZM202 210V209H201ZM217 210V209H216ZM237 210V209H236ZM244 210V209H243ZM245 210L247 211V215L248 214H252L253 212V205L247 206L245 208ZM91 211V210H90ZM141 211V210H140ZM214 211V210H213ZM219 211V210H218ZM94 212V211H93ZM135 212V211H134ZM143 212V211H142ZM195 212V211H194ZM200 212V211H199ZM198 214H194V215H198V216H191V218H189V221L191 220L194 224V222L197 221H202L204 219L209 220L210 216L212 217V215H208V214H204V215H200L201 213ZM208 212V211H207ZM210 212V211H209ZM235 212V211H234ZM239 212V209H238ZM243 212V211H242ZM260 212V211H259ZM109 213V212H108ZM107 213V214H108ZM121 213V212H120ZM125 213V212H124ZM140 213V212H139ZM145 213V212H144ZM206 213V212H205ZM211 213V212H210ZM236 213V212H235ZM244 213V212H243ZM258 213V212H257ZM103 214V212H102ZM106 214V213H105ZM112 214V213H111ZM142 214V213H141ZM219 214V213H217ZM242 214V213H241ZM96 215V214H95ZM122 215V214H121ZM124 215V214H123ZM189 215V214H188ZM191 215V214H190ZM215 215V213H214ZM213 217H217L216 215ZM234 215V214H233ZM236 215V214H235ZM239 215V214H238ZM249 215V216H250ZM259 215V214H258ZM98 216V215H97ZM101 216V215H100ZM104 216V215H103ZM147 216V215H146ZM177 216L180 219H177ZM223 218L221 219H215L213 221V223L210 224H206L205 226H207L206 229H203V233H210L211 235L205 234L208 238L207 241L215 242L219 245L221 244L222 246V251L220 252L221 247L219 248V252L220 254H222L224 251H226L225 253L229 256L232 257H239V258H245L248 259L249 254H255L258 252L256 251V246H250L252 248H248L243 249L242 246L237 247L236 250H233L229 247L231 246V244L236 242V238L234 235H225V233L229 232L227 231L229 228L225 229L223 227H226V220H228L230 222L231 225V216L232 213H230L229 211L226 212L225 214H223ZM237 216V215H236ZM248 216V217H249ZM260 216H262V213L260 214ZM78 217V218H77ZM124 217V216H123ZM138 217V216H137ZM145 217V216H144ZM143 217V218H144ZM222 217V215H221ZM242 216H240V218L236 217L235 218V225L237 228L242 227L243 221H242ZM253 217V216H252ZM259 217V216H258ZM264 217V216H263ZM75 218H77L78 220H76ZM103 218V217H102ZM119 218V217H118ZM159 218V217H158ZM234 218V217H233ZM251 218V217H249ZM134 219V218H133ZM148 219V218H147ZM245 219V218H244ZM252 219V218H251ZM98 220V219H97ZM96 220V221H97ZM125 220V219H124ZM249 220V219H248ZM85 221V222H84ZM89 221V220H88ZM91 221V220H90ZM103 221V220H102ZM131 221V220H130ZM139 221V220H138ZM161 221V222H162ZM188 221V222H189ZM205 221V220H204ZM211 220H209L210 222ZM252 221V220H251ZM254 221V220H253ZM105 222H107V220H105ZM120 222V221H119ZM122 222V221H121ZM255 222V221H254ZM150 223V220H149ZM187 223V221L185 222ZM107 224V223H106ZM151 224V223H150ZM183 224V229H180L181 231L178 230V225ZM205 224V223H204ZM200 225V226H204ZM252 224V223H251ZM251 224L249 226H251ZM101 225V223H100ZM99 225V227H100ZM117 225V224H116ZM143 225V224H142ZM198 225V224H197ZM220 225V228L222 227V229L220 230H216L214 226ZM229 225V226H230ZM255 225V224H254ZM258 225V224H257ZM150 226V225H149ZM191 226V225H190ZM98 227V226H97ZM127 227V226H126ZM231 227V226H230ZM246 227V226H245ZM255 227V226H254ZM253 227V228H254ZM257 227V226H256ZM88 228V229H87ZM93 228V227H92ZM146 228V227H145ZM144 228V229H145ZM198 228V227H197ZM205 228V227H204ZM217 228V227H216ZM234 228V226L232 227ZM123 228H121L122 230ZM148 230H150V228H147ZM231 229V228H230ZM246 229V228H244ZM248 229V227H247ZM94 230V229H93ZM104 230V228H103ZM142 230V229H141ZM201 229H199L198 232H200ZM97 231V230H96ZM139 231V230H138ZM146 231V230H145ZM179 231V232H178ZM190 234H188V232ZM202 231V230H201ZM226 231V232H224ZM243 231V230H241ZM255 231V230H254ZM120 232V231H119ZM135 232V231H133ZM132 232V233H133ZM178 232V233H177ZM233 232V231H232ZM95 233V231H94ZM103 233V232H102ZM122 233V232H121ZM120 233V234H121ZM243 233V232H241ZM246 233V232H245ZM243 233V234H245ZM248 233V232H247ZM253 233V232H252ZM93 234V233H92ZM116 234V235H115ZM129 234V233H128ZM201 234V233H200ZM236 234V233H235ZM239 234V233H238ZM255 233H253L254 235ZM137 235V234H136ZM142 235V234H141ZM249 235V234H248ZM259 235V234H258ZM124 236V235H122ZM121 237V236H120ZM132 235H128L127 239L131 238ZM137 237V236H135ZM140 237V236H139ZM147 237V236H146ZM167 237V238H166ZM199 237V236H198ZM240 237V236H238ZM249 237V236H248ZM247 237V238H248ZM251 237V236H250ZM119 238V237H118ZM122 238V237H121ZM126 238V236H125ZM134 238V237H133ZM172 238V239H173ZM257 238V237H256ZM261 238V236H260ZM145 239V238H144ZM199 239V238H197ZM202 239V238H201ZM135 240V239H134ZM138 240V239H137ZM143 240V239H142ZM153 240V239H152ZM191 240V239H190ZM203 240V239H202ZM254 240V239H253ZM252 240V241H253ZM259 240V239H258ZM130 241V240H129ZM150 241V240H149ZM155 241V240H154ZM243 241V239H242ZM264 241V240H262ZM261 241V242H262ZM138 242V241H137ZM189 242V241H188ZM229 242H231L230 244H228ZM244 242V241H243ZM242 242V243H243ZM260 242V241H259ZM128 243V242H127ZM142 243V241L140 242ZM149 243V242H148ZM163 243V242H162ZM191 243V242H190ZM203 243V242H202ZM249 243V242H248ZM247 243V244H248ZM251 243V242H250ZM121 244V243H120ZM156 244V243H154ZM158 244V243H157ZM168 244V243H167ZM182 244V243H181ZM213 244V243H212ZM237 244V243H236ZM122 245V244H121ZM128 245V244H127ZM127 245L124 248V250L127 253H130L129 251H134V247H132V244L130 246L127 247ZM140 246V244H138ZM146 245V244H144ZM143 245V247H144ZM216 245V244H215ZM225 245V246H224ZM251 245V244H250ZM137 246V244H136ZM150 246V245H149ZM180 246V245H179ZM234 246V245H233ZM245 246V245H244ZM247 246V245H246ZM146 247V246H145ZM183 247V246H182ZM258 247V246H257ZM141 248V247H140ZM178 248V247H176ZM184 248V247H183ZM231 250H230V249ZM254 248V249H253ZM148 249V248H147ZM154 249V248H153ZM164 249V248H163ZM213 249L214 251L217 250ZM11 250V251H10ZM119 250V249H118ZM182 251V249H180ZM204 250V249H203ZM245 250V251H244ZM120 251V250H119ZM144 251V250H143ZM160 251V250H159ZM192 251V250H191ZM190 249L186 248L184 249L183 253L186 254H190L189 252H191ZM124 252V251H122ZM135 252V251H134ZM141 252V251H140ZM161 252V251H160ZM165 252V251H164ZM231 252V253H230ZM14 253V255H12ZM120 253V252H119ZM179 253V252H178ZM195 253V252H194ZM211 253V252H209ZM216 253V252H215ZM214 253V256H215ZM224 253V254H225ZM132 254V253H131ZM145 254V252L143 253ZM151 254V252H150ZM149 254V255H150ZM172 254H174V251L172 252ZM206 254V253H205ZM218 255H220L219 253H217ZM225 254V255H226ZM11 256V258H9V256ZM136 255V254H135ZM148 255V252H147ZM154 255V254H153ZM162 255V254H161ZM182 255V254H181ZM180 255V256H181ZM201 255V254H200ZM199 255V256H200ZM203 255V254H202ZM208 255V254H207ZM249 255V256H248ZM137 256V255H136ZM171 256V255H170ZM194 256V255H192ZM213 256V257H214ZM217 256V255H216ZM224 255L221 256V258ZM135 257V256H134ZM145 257V256H144ZM149 257V256H148ZM173 257V255H172ZM177 257V256H176ZM195 257V256H194ZM204 257V255L202 256ZM231 257V258H232ZM36 258V259H35ZM128 258V257H127ZM126 258V259H127ZM140 258V257H139ZM169 258V257H168ZM183 258V257H182ZM193 258V257H191ZM205 258V257H204ZM212 258V257H211ZM219 258V256L217 257ZM227 258V257H226ZM230 258V257H229ZM125 259V258H123ZM129 259V258H128ZM133 259V258H132ZM143 259V258H142ZM162 259V258H161ZM177 259V258H176ZM203 259V258H202ZM223 259V258H222ZM134 260V259H133ZM136 260V259H135ZM165 260V258H164ZM171 260V259H170ZM184 260V259H183ZM182 260V261H183ZM192 260V259H190ZM194 260V258H193ZM200 260V259H199ZM257 260V259H256ZM130 261V264H135V261ZM152 261V260H151ZM160 261V260H159ZM174 261V260H173ZM178 261V260H177ZM182 261H178L176 262L177 264H182ZM189 261V260H188ZM202 261V260H201ZM245 261V260H244ZM124 262V261H123ZM140 262V261H139ZM146 262V261H145ZM162 262V261H161ZM197 262V261H196ZM200 262V261H199ZM205 262V261H204ZM207 262V261H206ZM210 262V261H209ZM246 262V261H245ZM117 263V262H116ZM120 263V262H119ZM125 263V262H124ZM149 263V262H148ZM168 263V262H167ZM174 263V262H173ZM187 263V262H186ZM190 263V262H189ZM202 263V262H201ZM217 263V262H216ZM227 263V262H226ZM244 263V262H243ZM170 264V262L168 263ZM211 264V263H210ZM239 264V263H238ZM253 264V263H252Z\"/></svg>",
  "mask_w": 264,
  "mask_h": 264
}]
</instances>
